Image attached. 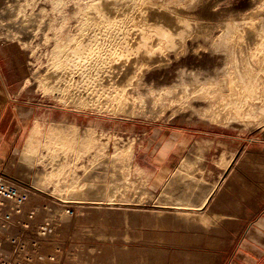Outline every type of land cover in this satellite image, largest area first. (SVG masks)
<instances>
[{
    "label": "rangeland",
    "instance_id": "rangeland-1",
    "mask_svg": "<svg viewBox=\"0 0 264 264\" xmlns=\"http://www.w3.org/2000/svg\"><path fill=\"white\" fill-rule=\"evenodd\" d=\"M20 1L0 0V47L7 49L0 50V170L6 169L13 155L20 159L34 128L41 127L38 136L44 138L55 124L92 129L106 152L98 155L93 166L87 155L69 153L66 158L70 176L78 177L83 186L96 185L92 198L102 201L99 208L80 212L79 207H70L72 211L68 208L64 215L53 202L38 197L29 202L21 217L18 207L7 208L0 202V264H264V131L258 128L264 123V101L257 100L264 93L253 88L255 98H245L249 118L226 114L222 122L202 118L210 98L176 94L178 88L192 87V74L207 76L219 67L226 52L216 49L214 39L249 16L261 15L257 19L261 21L264 0H153L172 11L180 10L190 26L176 51L179 63L157 71L154 77L140 78L135 88L148 95L161 88L168 93L159 97V102H142L130 113L67 106L38 87L36 77L48 64L37 43L50 35L55 25L70 20L71 2L62 0L60 13H52L50 0H34L32 3L46 11L37 21L48 23L35 38L33 24L22 30L24 21L16 15ZM68 24L73 31L74 25ZM12 46L15 53L8 52ZM240 96L236 99L243 102ZM125 145L132 150L122 155L113 152ZM239 151L231 176L206 198L226 162ZM89 172H94L92 182L86 177ZM111 185L120 186L123 195L111 196ZM9 190L15 200L27 199L25 193H16L13 187ZM65 193L71 196L69 191ZM73 196L71 199L80 201ZM110 201L120 202L127 211L105 209ZM86 205L95 206L91 202ZM158 209L164 210L159 227L152 224ZM40 242L52 250L41 252ZM27 247H34L33 251H26ZM78 251L80 256L74 260Z\"/></svg>",
    "mask_w": 264,
    "mask_h": 264
},
{
    "label": "bare ground",
    "instance_id": "bare-ground-1",
    "mask_svg": "<svg viewBox=\"0 0 264 264\" xmlns=\"http://www.w3.org/2000/svg\"><path fill=\"white\" fill-rule=\"evenodd\" d=\"M32 2L34 0H21L17 5L16 15L24 21L23 31L32 24L37 28L32 34L37 37V33L42 31L41 29L48 23L39 20L43 18L41 16L45 9L37 7ZM70 2V20L68 18L66 22L62 19L63 23L59 27H55V25L51 29L50 35L42 34L44 35L43 40L40 39L37 43L40 48L44 49L42 56L46 58L44 59L47 60L45 62L48 64V69L41 71L36 77V79H39L40 86L38 85V87H43V91L47 94L50 92L58 102L67 106L111 109L120 113L133 112L136 107H140L143 103L159 102V97L168 93L167 90L162 92L161 88V90L157 89L149 95L146 93V95L141 91L137 92L135 88L140 85V78L154 77L157 75V71H162L166 66H173L179 61L175 58L176 51L181 46L183 36L188 26H190L189 23L183 21L182 12L178 9L172 11L153 0H70ZM61 5L62 0H50L49 2L52 13H60ZM64 6L66 8V5ZM249 9L251 10V8ZM5 10L7 11V9ZM38 17H40L39 22L37 21ZM259 17L249 16L243 22L233 24L223 33L220 32L219 37L214 39V46L217 50L225 51L226 54L220 57L222 61L220 60L219 67L207 76L192 74L190 78H195L192 87H189V90L184 87L176 90L177 95L185 93L196 94L201 98H210L209 105L201 112L203 119L209 118L222 122L227 114L245 120L250 117V109L246 107L245 98L248 100L255 98L252 93L253 88L256 92L264 93V15L261 21L257 20ZM68 23L74 25L73 28L75 29L72 28L73 31L69 30ZM14 34L17 35V33ZM15 48V46L10 47L8 52L15 53ZM0 50L6 52V46L4 48L0 47ZM15 57L18 59V56L15 55ZM38 63L37 66H39ZM241 70H244L245 74ZM238 71L240 73H237ZM241 77H245L247 80H243ZM259 79H263V83H260L261 80ZM26 84H28V81ZM21 86L18 87L22 88ZM236 95L243 96V102L238 101ZM259 96H257V100L264 101V95ZM215 98L217 101H214ZM224 112L225 115H223ZM262 113L264 114V109ZM251 118L254 119L253 115ZM258 128L264 131V123L260 124ZM81 129L55 124L50 128L49 133L41 138L43 135L38 136L39 129L34 128L28 134L29 138L24 144L20 159H16V155H13L8 160L6 169L0 170V177L3 178H1L2 185L0 186L1 205L7 208L11 206L18 207L17 215L21 217L24 216L25 207L28 206L29 202L31 203L35 199L38 200V197L53 202L60 208V213L64 215L70 207H79L80 212L81 210L101 207L99 205L102 204V201L92 198L97 192L96 185L86 183L83 186L78 177L70 176L66 171V167H68L66 162L69 163L66 158L69 153L72 156L75 154L80 155V157L87 155L90 160L88 161L93 166L98 155L106 152L104 145L94 138L92 129ZM125 146L121 150L113 146L115 149H113V152H120L122 155V153L125 154L132 150L128 148L129 146ZM240 153V151L237 152L235 156L230 157L229 161L226 162L222 174L211 186L212 188L207 191L206 198H210L215 189L227 177L231 176ZM116 158L119 159V157ZM92 168L94 169V167ZM93 173L89 172L86 176L91 182L94 180ZM247 183L250 185L251 181L248 180ZM12 187L16 193L20 192L22 195L25 193L27 199L26 197H24V200L12 198L9 190ZM66 191H69L71 196L65 193ZM109 191L111 196L123 195L120 186L111 185ZM58 192H61V194ZM56 194L59 197L55 196ZM73 195H76L80 201H74ZM72 197L73 199H71ZM102 199L100 198V200ZM88 202L95 206L86 205ZM118 203L120 202L110 201L108 204H111L110 207H103L114 209L117 213L127 211ZM202 204L203 202L198 205L201 206ZM174 205L178 206V204ZM156 206L170 207L166 204ZM199 206L196 208H200ZM161 212H164V210L158 209L153 216L154 221L152 224L157 227L162 222V220H159ZM159 236L155 237L158 238ZM43 242L39 243L38 250L41 252L51 251V246ZM32 248L34 247H27L25 250L32 252ZM78 256H80V253H76L72 257L74 260H78Z\"/></svg>",
    "mask_w": 264,
    "mask_h": 264
}]
</instances>
